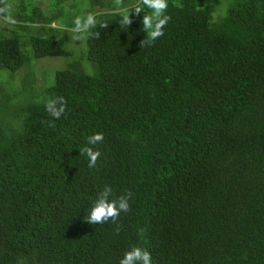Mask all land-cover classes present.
<instances>
[{"label":"trees","instance_id":"obj_1","mask_svg":"<svg viewBox=\"0 0 264 264\" xmlns=\"http://www.w3.org/2000/svg\"><path fill=\"white\" fill-rule=\"evenodd\" d=\"M44 1L50 14L43 0L5 14L10 80L33 57L70 55L49 37L66 0ZM88 2L93 74L57 70L39 101L0 81V264H119L136 246L152 264H264V0H229L219 19V0H168L164 35L147 47L140 0H123L144 7L128 28L114 0ZM10 25L29 32L31 55ZM58 96L55 119L45 105ZM95 133L103 142L88 145ZM86 146L101 152L95 168ZM106 185L110 200L131 193L130 211L92 225Z\"/></svg>","mask_w":264,"mask_h":264},{"label":"clouds","instance_id":"obj_2","mask_svg":"<svg viewBox=\"0 0 264 264\" xmlns=\"http://www.w3.org/2000/svg\"><path fill=\"white\" fill-rule=\"evenodd\" d=\"M114 4L117 6L118 14L122 18L119 21L120 26L129 27L132 24L131 13L135 12L140 15L144 11V7L150 9V14H143L142 29L147 33L144 40L141 41L140 47H147L152 45L158 38L164 35V28L168 21L171 19L167 15L168 0H140V5H137L133 11L129 12L123 8V0H114ZM0 16H4L5 20L9 23H14L10 15H5L10 11V5L6 0H0ZM75 27L72 32L75 35L72 37L75 40H82L83 33L88 32L90 29L96 26V18L94 14L89 13L86 18L77 16L73 21ZM103 28H107V24L101 25ZM100 33H95V38H99ZM46 111L49 115L55 119H59L66 112V101L64 97L58 96L52 100H49L45 105ZM104 140L103 133H95L87 137L88 145H96L102 143ZM80 155L84 156L88 160V167L90 169L95 168L97 160L101 156L99 150H94L93 147H83L80 149ZM112 196L111 186L106 185L104 189L98 194V197L91 208L88 210V214L84 217L85 221L92 225L107 223L112 221L116 223L121 212L127 213L130 211L129 199L131 193L120 196L117 199L110 200ZM118 230V229H117ZM143 231L141 230V235ZM119 264H152L151 253L139 246L133 247L126 251L122 258L119 260Z\"/></svg>","mask_w":264,"mask_h":264},{"label":"rangeland","instance_id":"obj_3","mask_svg":"<svg viewBox=\"0 0 264 264\" xmlns=\"http://www.w3.org/2000/svg\"><path fill=\"white\" fill-rule=\"evenodd\" d=\"M19 0H8V5H10V13L13 11L15 3ZM42 0H25L26 3L39 4ZM51 3L53 0H47ZM41 8L44 12L52 10L46 6V2L43 0ZM229 5V0H219L215 6L213 16L219 19L227 11ZM28 7V4L26 5ZM64 13L58 21L53 23V26L58 27L60 30L52 31L49 33V37L60 39L63 42L64 48L70 53L69 56H46L42 58H31L29 63L22 66L16 71L14 77L10 80L8 78L10 72L7 69L0 70V81L6 83V86L10 92L22 93L21 99L24 100L27 93L31 90L38 95L37 100L39 101V95L42 90L49 86L53 81L54 73L57 70H62L68 67L69 64L74 62H79L83 70L89 74L94 73V68L92 63L87 58L85 37L83 35L82 40H75L72 37L75 33L72 32L73 28L67 27L69 23H73L74 19L79 16L82 19L91 13L94 14L89 7L88 0H66L60 6ZM9 24L7 20L0 19V26L7 27ZM12 26V27H11ZM11 29H16L21 34L22 39V51L25 54L31 55L32 49L27 44V38L30 35L29 32L25 33L16 25H10ZM10 34V33H8ZM4 34L0 33V36ZM15 94V93H14Z\"/></svg>","mask_w":264,"mask_h":264}]
</instances>
